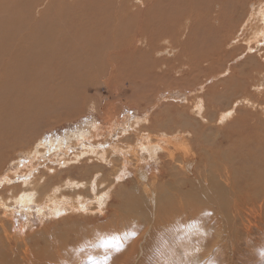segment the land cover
I'll return each instance as SVG.
<instances>
[{
	"label": "bare ground",
	"instance_id": "1",
	"mask_svg": "<svg viewBox=\"0 0 264 264\" xmlns=\"http://www.w3.org/2000/svg\"><path fill=\"white\" fill-rule=\"evenodd\" d=\"M253 1L0 0V164L5 162L4 157L32 148L31 145L40 139L44 129L81 113L88 101L87 90L92 83L98 82V78L113 75L115 78H109V81L121 86L124 82L145 84L151 78V72L158 75L163 70V65H169L165 60L158 59L167 51H163L159 45L163 40L169 44V52H178L174 55L176 62L191 69V72L186 74L190 77L175 81L179 85L188 82L193 74L199 78L204 72L208 74L222 69L225 65V68H228L230 57L253 45L255 54L247 56L245 62L231 70L228 80L218 82L208 89V93L216 91L214 99L215 96L218 98L221 92L230 98L238 94L237 89L242 88L248 73L255 71L260 78L257 82L261 83L255 89L263 94L264 71L260 68H264V0H256L258 6L252 14V21L248 18L242 24L243 29L250 35L244 40L246 47H236L227 53L224 50L232 41L227 37L228 32L236 28L243 18L245 6ZM205 30L209 35L205 36L207 40L203 39L202 43L201 38L204 36L201 33ZM194 36H199L196 42H192ZM208 37L212 38L213 44H210ZM206 41L209 42L207 45ZM194 51L195 57L189 58ZM255 57L258 65L252 61ZM135 64L143 67L139 69V73H132L131 69ZM186 69L182 70L183 74ZM159 78L162 80V77ZM159 84L157 81L150 88L148 85V89L152 88L154 91L153 88L161 86ZM117 87L110 86L111 93H114ZM142 98L145 102L149 101L148 95ZM241 107H259L264 110L260 103L244 97L231 103L222 120H233ZM108 108L109 106L105 110ZM196 108L197 111L200 109L198 102ZM149 118L148 124L151 123ZM141 120L137 122H146ZM179 120L177 119V123ZM243 122L240 118L239 124L227 126L226 130L233 133L250 130V133H240L234 137L222 136V140L214 143V146H217L216 151L205 150L202 145H198L197 151H182L184 148L181 150L177 145L172 151H164V155L160 157L164 160L161 161L156 175H149L141 170L136 178L137 183L124 190L121 198L115 200L119 191L125 189L124 185H119L113 192L114 198H111L110 204L103 200V192L111 186L105 183L103 175L100 185L109 187L105 186L98 191L97 196L95 195L98 205L91 208L95 214L82 213L86 217L84 222L88 233L79 239L71 236V241L65 242L64 246L62 244V248L57 250L52 246L46 250L43 248L42 251H34L23 260L15 258V255L0 247V264H66V254L70 256L73 252L79 253L76 254L77 260L74 264H99L102 260H105V264H112L114 253V264H149L155 246L168 244L169 241L176 243L178 251L183 253L181 257L176 252L173 255L174 261L177 264H189L192 253L184 244L196 245L202 259L204 252L201 250L204 251L208 240V224L216 233L213 246L222 251L223 246H227L223 243L224 222L235 225L244 213L242 195L237 190L240 184H244V189H250L251 183L261 182L260 204L253 212L254 216L259 214L258 212L264 215V127H245L246 123ZM240 124L244 127L239 126ZM148 127L150 136L160 135L153 138L154 141H164L169 145L176 137H180L179 141H188L191 133L184 128L183 131L177 130L180 133L174 132L175 136L170 135L169 138L168 134L171 132H154L150 125ZM193 136L191 134L190 137H200ZM224 155L229 157L228 164L224 162ZM166 157L168 160H165ZM72 169L55 172L57 175L54 177L60 178L62 173L71 172ZM97 169L100 172L99 168ZM100 174L104 173L101 171ZM49 177L52 176L48 173L46 178ZM22 180L24 185L33 186L30 191L35 195L29 193L19 196L22 186L8 187L9 191L16 188L19 192L14 195V202L30 206L34 197L36 203L44 201V198L49 199L52 204L41 203L43 206L39 209L44 212L46 207L53 213L51 215L65 209L62 212H66L62 220H66L61 223V227L67 230L71 229L75 221L73 216H82L81 213H68L74 212L77 206L83 208L84 203L75 197L80 195L83 200L86 199L84 192L91 191L88 187L84 189V184L87 183L70 180L75 187L73 189L68 188L70 183H58L50 191L51 194L45 196V189L54 182L47 180L39 187V182L32 184L34 182H28L26 177ZM56 187L60 195L56 194ZM66 195L73 198L64 201ZM211 195L215 198V205L210 208L208 200L213 199ZM103 202L108 203L106 210L110 213L106 216L104 214L103 220H99V213L103 212L100 210ZM222 209L227 213L225 217L222 215ZM205 220L208 222L206 226ZM259 222L264 224L263 216ZM99 245H102L101 248H98ZM230 246L232 252L234 247ZM95 253L98 254L96 257Z\"/></svg>",
	"mask_w": 264,
	"mask_h": 264
},
{
	"label": "rangeland",
	"instance_id": "2",
	"mask_svg": "<svg viewBox=\"0 0 264 264\" xmlns=\"http://www.w3.org/2000/svg\"><path fill=\"white\" fill-rule=\"evenodd\" d=\"M258 1L254 0L251 4L245 6L246 9L242 20L237 24L234 30L228 32L227 37L232 39V41L226 49L224 48L226 53L236 47H241V49L246 47L247 43H245L244 40H247L250 35L243 29L242 24L248 18L252 21V14L257 10ZM134 6H136V4H134ZM206 33H208L207 30L201 33V35L204 36H201L202 43L203 39L207 40L205 36L207 37L209 34L207 35ZM198 37L194 36L192 42H196ZM208 40H210V44H213L211 37H208ZM208 43L209 42L206 41L205 45ZM263 43L262 47L264 46ZM159 45L162 47L163 51H167L160 55L158 59L165 60L169 65H163V70H161L158 75L155 72H151V78L145 82V84H130L129 82H124L121 86L113 81H111L112 83L109 81V78H115L113 75H105L98 78V82L92 83L87 90L88 101L81 113L75 114L72 118L64 119L44 129L42 131V136H39L40 139L36 140L31 145L32 148H27L25 151H16L4 157L5 162L0 164V247H3L5 251L15 255L17 259L23 260L27 259L34 251H42L43 248L46 250L52 246H55L54 248L57 250L62 248L61 245L63 244L64 246L65 242L71 241V236H75L79 239L88 233L84 222L86 217H84L82 213L85 215L95 214L93 213L95 211L91 210V208L93 209L98 205V201L95 200V197L98 195V191L104 189L106 186L105 184H102V186L100 185L103 175L105 176V183L111 185L110 187L106 186V188H109L103 192L105 194H103V200L110 204L114 198L113 192L119 188V185H124L125 189L119 191V194L115 196V200L121 198L120 196L123 194L124 190L131 188L132 184L137 183L136 178H138L141 170L149 175H156V172L161 166V161L164 160H161L160 157L164 155V151L174 150L175 145L180 147L181 150L184 148L182 151H197V149H199L198 145L204 146L203 148H206L205 150L210 149V151H216L217 146H214V143L222 140V136L234 137L240 133H250V130L238 133L226 130L227 126H236L240 118L244 121L243 123H246L245 127L254 125L264 127V110L259 107H257V109L256 107H241L233 120H230L231 118L227 119L226 115L224 117L227 120H222L224 112L230 108L231 103H235L240 98L248 97L254 102L264 106V93L261 94L255 89L261 84L257 82L260 78L255 74V71L248 73V76L242 83V88L237 89L238 94L230 98H227V94L225 95V93L221 92L220 96H218V98L215 96L214 99L213 96L216 91H214V93H208V89L215 86L218 82L228 80L231 70L236 69L242 62H245L247 56L253 53L255 54L256 49L252 48L253 45L247 46L244 52L239 50L236 53L237 56L230 57L228 68H225V65L222 69H217L208 74L204 72L199 78H196V74H193L191 77L192 79L189 78L190 80L185 82L187 85H179L176 84L175 81L177 79H186L190 77L186 74H189L191 69H189L188 66L184 67L182 63L176 62L174 55L178 52H169V44L166 43L165 40L161 41V43L159 42ZM195 52L196 51L193 52V55L191 54L188 57L194 58ZM252 61L257 62L258 65L257 57L253 58ZM135 65V67L133 66L131 69L132 73H139V69H143V67L139 64ZM185 68L187 69L183 74L182 70ZM260 69L262 72L264 71V68ZM179 72L183 75L181 76ZM159 77H162V80ZM106 81L113 88L118 86L114 90L115 94L111 93V88ZM157 81L160 83V87L156 89L153 88L154 91H152V88L148 89V85H150V88ZM237 90H235L234 93H236ZM144 95H148V102L143 100L142 97ZM197 102L201 109L198 111L196 110ZM108 106L109 108L106 109V111L105 108ZM111 108L114 109L112 110ZM117 110L118 112H116ZM202 115L203 117H201ZM152 117H154V119ZM170 117L172 118L171 120L169 119ZM148 118L151 119L150 124L147 122ZM156 118L158 119L156 120ZM141 119H143V122L144 120L146 122H137L142 121ZM177 119H180L179 123H177ZM149 125L154 132L155 130H157L156 132H158V130L171 132L172 134H168L169 138L170 135L175 136L174 132L179 134V131H183L184 128H187L188 131L191 132L190 136L192 134V136L195 135L200 137H196L195 139L189 136L188 141H185V139L179 141L178 139H180V137H176L173 140L174 143L172 141L169 145L164 141H154L153 138L160 137V135H151V137L147 130L149 129ZM175 125H178L177 129ZM239 126L244 127L243 124ZM139 127L140 129L143 128V130H140ZM157 143L159 144L158 146ZM75 155L77 157H75ZM165 160H168V158L166 157ZM81 161H83V163ZM224 162L225 164L229 162V157L226 155H224ZM67 167L69 169L73 168L71 172L62 173L60 178H57L58 176H56V178L54 177L57 175V172L68 170ZM97 168H99L100 172ZM101 171L104 174H100ZM48 173L49 176L51 175L52 177L46 178ZM25 177L28 182H34L32 184H38L39 182V187L47 180L48 182H54L45 189V196L50 195V191L54 186H57L58 183L62 185L70 183L68 188L71 189L75 187H73V183L70 182V180L87 183L84 184L86 185L84 189L88 187L91 191L84 192L83 195L86 196V199L83 200L80 195L75 197L76 200L80 198L84 203L83 208L77 206L74 212L68 213H81L82 215L79 217H72L73 219L75 217V221L71 229L67 230L61 227V223L66 220H62V217L66 213L62 214V212H64L65 209L55 215H51L53 213L50 209H46V207L44 212L39 209L40 206H43L40 205L41 203H46L47 205L52 204L49 199L45 200L44 198V201L36 203V197H34L33 204L30 206L13 201L14 197L19 193L16 188L10 191L7 190L13 186H22V190L20 191L22 193L19 196L32 193L30 189L33 186L31 184L27 186L23 184L24 179L22 180V178ZM53 177L54 179H52ZM38 178H41V180ZM114 181L116 183H114ZM239 186L237 190L242 195L241 204L244 213H242V216L235 225L230 222H224L222 227V231L224 232L223 243L225 245L227 244V246H223L224 248L222 251L217 250L213 246L216 233L213 227L205 220V226L208 224L206 226L208 240L204 251L203 249L201 250L204 252V257L202 259L199 257V249L196 245L190 243L184 244V247L188 248L192 253L189 264H264V224L259 222L260 217H264V215L258 212L259 214L254 216L255 214L253 212L255 209H258L260 204L261 194L259 191L262 187L261 182L251 183L249 186L250 189H244V184H240ZM55 189H57V187L54 188V190ZM128 193L131 192L128 191ZM32 194L35 195L34 193ZM56 194L60 195V191L58 190ZM71 198L69 195H66L64 201L71 200ZM212 198V200H208V207L210 208L215 205V198L213 196ZM104 202L100 208V210L103 211V215L99 213L101 214L100 218L98 217L99 220H103L104 214L106 216L107 213H110L106 210L109 206H107L108 203ZM222 215L224 217L227 215L223 209ZM65 223H67V221H65ZM230 245L234 247L232 252ZM101 246L102 245H99L98 248H101ZM176 252L182 257L183 253L180 250L178 251L176 243H171L169 241L168 244L163 243L156 245L149 264H177L174 261L175 259H173V255ZM72 254L70 256L66 254V264H74L76 262V254L79 253L73 252ZM84 254L86 253H82V255ZM97 255L98 254L95 253L94 256L96 257ZM115 256L116 254L114 253L111 260L112 264L115 262ZM105 263V260H102L99 264Z\"/></svg>",
	"mask_w": 264,
	"mask_h": 264
}]
</instances>
